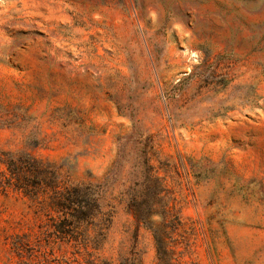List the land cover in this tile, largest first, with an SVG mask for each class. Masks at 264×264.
<instances>
[{
    "label": "rangeland",
    "instance_id": "1",
    "mask_svg": "<svg viewBox=\"0 0 264 264\" xmlns=\"http://www.w3.org/2000/svg\"><path fill=\"white\" fill-rule=\"evenodd\" d=\"M4 152L100 184L110 222L62 240L44 196L8 188L0 264H156L127 199L154 175L178 264H264V0H0Z\"/></svg>",
    "mask_w": 264,
    "mask_h": 264
},
{
    "label": "trees",
    "instance_id": "2",
    "mask_svg": "<svg viewBox=\"0 0 264 264\" xmlns=\"http://www.w3.org/2000/svg\"><path fill=\"white\" fill-rule=\"evenodd\" d=\"M0 163V193L8 188L19 191L30 200L44 196L46 206L56 213L54 233L59 239L87 240L89 229H96L98 235L108 227L110 214L102 212L100 184L78 183L59 188L52 162L20 152H4ZM151 176H149L150 178ZM153 184L148 189H134L127 193L128 208L136 220L153 233L156 247V264H178L175 246L181 241L168 244L164 232L174 206L164 179L154 175ZM150 203L143 204V199ZM139 200V201H138ZM154 216H160L156 222ZM170 226V227H169ZM176 244V245H174ZM120 264H140L136 257L126 256Z\"/></svg>",
    "mask_w": 264,
    "mask_h": 264
}]
</instances>
